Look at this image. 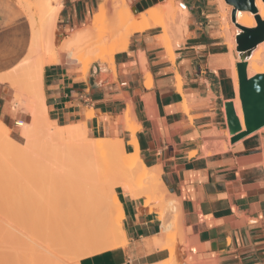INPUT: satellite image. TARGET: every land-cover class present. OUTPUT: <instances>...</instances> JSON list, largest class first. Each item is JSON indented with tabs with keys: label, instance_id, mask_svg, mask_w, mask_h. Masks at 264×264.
Instances as JSON below:
<instances>
[{
	"label": "crops",
	"instance_id": "0c3cea01",
	"mask_svg": "<svg viewBox=\"0 0 264 264\" xmlns=\"http://www.w3.org/2000/svg\"><path fill=\"white\" fill-rule=\"evenodd\" d=\"M34 1L0 0V122L18 136L15 128L31 122L26 98L21 106L16 103L15 89L2 79L29 53L32 21L38 25L40 16ZM180 1L188 16L171 34V52L159 38L161 31L153 29L128 37L127 49L113 57V69L99 64L84 73L63 55L45 65L46 113L57 126L80 125L91 139L121 140L126 153L135 149L159 173L164 190L178 203L174 247L180 264H264V127L230 142L224 105L234 101L235 92L228 52L215 25L218 3ZM100 3L52 2L59 7L57 46L87 25ZM132 115L136 148L124 121ZM115 193L124 212L126 244L78 264L166 261L170 230L163 233L159 211L119 188Z\"/></svg>",
	"mask_w": 264,
	"mask_h": 264
},
{
	"label": "bare ground",
	"instance_id": "6f19581e",
	"mask_svg": "<svg viewBox=\"0 0 264 264\" xmlns=\"http://www.w3.org/2000/svg\"><path fill=\"white\" fill-rule=\"evenodd\" d=\"M54 1H56V0H37L36 2L34 1L35 2V8L38 10L39 15H40L39 16V23L40 24L38 23V25H39L38 26L34 23V21H32V24H33L32 43H31V47H30V50H29V53H28V56L26 59H28V57L32 53H34L37 49H42L44 52H47L49 54L48 58H44V59H42L41 62H38V63L33 64V65L32 64L26 65V67L28 69V83H27L28 86H26V84H25L26 88H23V86L18 82L19 74L15 73V72L5 76L2 80L9 82L13 86V88L15 89L14 99H15L16 103H18L21 106L23 99L26 97H27L26 99L30 103V104H28V105H30L29 110H25V111H29V113L31 114L32 124L30 126H25V127L22 125L24 128L22 127L23 130H22L20 135L22 136L24 141L29 140L33 136L35 137V134H37V129L39 128V125L42 124V126L46 125L45 130H44V134L48 137V139L50 141H53V142L58 141V142L63 144L65 142L67 143L68 141H70L72 139H78L81 136L82 129H81L80 125H72V126H67V127L57 126L59 129L53 128L54 123L48 119V116L46 113L47 110L45 109L44 102H43L44 98L42 96V71H43V67L45 66V64L56 63L58 61L59 54L64 53L68 57V59H70L72 62L77 64L83 70V72L86 73L92 63H96V62H100V61H107L109 64L112 60L113 54L125 51L127 49V45H128V37L132 36L135 33H143V32L148 31V30L160 29V30H163V33H164V35H162L160 40L162 43H165V41L167 39L166 36L168 34L167 33L168 30H167L164 22L161 20V18L159 16L160 13L171 10V14H170L171 17L173 19L175 18L177 20L178 24L181 25L185 22L186 12H184L183 9L180 11L175 9L173 6V0L158 1L156 4L148 6L147 8L141 10L140 12H133L131 10V7L127 5L126 0H101V3L98 6L97 13L94 14V16L92 17L91 24H89L86 28L81 30V32L85 31L84 35L80 36L79 33H75L74 36L73 35L72 36H65L63 38V42H62L63 44H61L60 46H56L55 42L53 40L48 42V43L46 42V43L40 44L42 37H44V38H46V37L50 38L51 37L52 39L55 38V33H56V31H55L56 30L55 19H56V14H57L59 7L52 5V2H54ZM117 4H118V7L116 10V14L114 15L113 9L116 7ZM254 5L256 8V13H252L249 11H237L236 15H235V22H231L230 29L226 32V40H227L228 45L230 46V49H231L230 52L232 51V54H233V51L236 50L235 58H233V57L231 58L232 63H231L230 72H231V81H232L233 89L235 92V99L233 101L234 109H235L236 115L240 121L242 130H244V122H243V114H242V110H241V104H240V100H239V86H238V74H237L236 64H237V62H246V64H247V75L249 78H251L257 74H264V41L262 43H259L255 48H253L251 50H248V51H238L237 50L236 37L239 34H241V32H242L240 27L245 28V29H253V28H256V26H257L256 18H258L260 21H264V2L262 0H254ZM173 8H174V10H173ZM181 8H183L182 5H181ZM228 11L229 12L232 11L231 6L229 7ZM99 27L103 28V30H101L100 32L105 33L107 36H110L112 38V47L109 50V52L104 53V49H99V48L93 47V44L90 42L91 39H93V38H91L90 40H87L84 43L80 41V39L82 37H85V39L91 37L93 32ZM168 52H171V51L169 50ZM231 56L232 55L230 53V57ZM20 76H22V75H20ZM147 77H148L147 85H148V87H151L152 86V79L150 76H147ZM25 103H24V105L27 106ZM26 109H28V108H26ZM124 121H125V123H127L126 129L128 130V132L130 134V138H131L129 143L134 145L136 148V146H137L136 145L137 142L135 139V133L137 130L136 129V127H137L136 126V120L132 115L130 118H125ZM47 125H50V126L48 127ZM9 132L10 131L7 128V126H5L2 122H0V142H1V144L5 145V146L7 145V147L15 144V140L9 136ZM84 139L88 140V142L83 143V145L79 148V154L78 155L83 157L85 160L90 161V163H88L86 161L88 164H86V165L84 164L85 168H84V170H82L83 172L81 171L82 173L80 175L78 174L79 176H77V178L75 177V179H73L72 181L70 180V182H68V183H70L69 187L66 186V188H68V189L64 190L63 193L57 198L59 203H60V204L58 203V206H59L58 208H60V210L58 209L59 215L56 218L57 221H55L54 223L55 224L58 223V225L56 227L55 226H53V227H55L54 230L57 233L61 234L62 239L69 241L72 246L74 245V247H72V249L75 250V248L77 246H79V247L85 246V247H89L90 249H95V250L100 249L102 252L99 254H102V253L111 251L115 247L124 246L126 244V238H125L124 232L121 228V221L124 217V212L122 210V206H121L120 202L116 201L115 196L110 193L111 184L113 182H115L116 180L122 181L124 183L126 182V184L131 183L133 185L132 186V189H133L132 193L133 194L128 195V196H130L131 198L137 199L138 194H140L145 189V186L142 183L144 181V178H147L148 181H151V179L157 178L158 174L153 169H149L145 165V163H143L141 161L138 153L135 152V149H134V154L126 153L125 149H124V151L122 152L120 157L119 156L116 158L110 157V155H112V152H114L116 150V148H118L120 145H123L121 140L105 139V141L103 142L101 139H89L86 137L85 134H84ZM33 145L35 147V145H37V144H33ZM28 147H29V145H28ZM37 148L39 149V147H37ZM71 153H72V151H71ZM30 154H31V151H30ZM113 161L116 162V165L119 168V172L114 173V174L111 173L110 175H106V174L102 175L103 173L102 174L97 173V170H99L100 167L102 168V166L108 162H110L108 164H112ZM11 163H15V161L11 162ZM23 163H25V162H23ZM27 163L29 165L30 162H27ZM2 164L0 165V167H2ZM113 164L116 167L114 162H113ZM19 165H21V164H19ZM16 167H18V166H16ZM13 168H15V167L13 166ZM23 168H25V167H23ZM33 171H35V170H33ZM19 173L21 174V172H19ZM22 173L24 174V172H22ZM26 174H28V173H26ZM6 177H8V176H6ZM27 177H29V175ZM35 177L37 178V174ZM33 178H34V176H33ZM0 181H2V180H0ZM5 181H7V180H5ZM29 181L30 180L28 179V182ZM64 182H65V180H64ZM68 183H67V185H68ZM11 184H12V180H11ZM1 186H2V184H1ZM102 187H104V188L107 187L108 189L105 188V191H104V189ZM101 191H102V193H101ZM103 191L105 193H103ZM7 192H9V190ZM25 193H27V191ZM21 194H22L23 198L27 196L26 194H25L26 195L25 196L24 193H21ZM8 195L10 196V194H8ZM69 197H71V198H69ZM6 198H7V196H6ZM67 198L71 199V200H68ZM4 200L5 199H3L2 202ZM4 204H5V202H4ZM170 205L174 206V203L170 202ZM15 208L13 206V209L9 208V211H11V210L12 211L14 210V212L17 211ZM23 212H25V211H23ZM3 213H4V211H3ZM9 214H12V213L9 212ZM20 214L21 213H19V215ZM23 214L26 216L25 213H23ZM24 215H22V216H23V218L26 219L27 216L25 217ZM10 216L12 217L13 215H9V218H10ZM17 216H18V214H17ZM4 219L8 220V222H6V220H5V222L3 223V221H2L3 219H2L1 220L2 222L0 223L1 224L0 228L4 230L5 229L4 224H9V226H10V223H11L12 225L10 226L11 228H10V230H8V232H6L5 230H4L5 231L4 232L2 230L4 232L3 235H6V234L9 235V233H11L10 231H12L11 229L12 228L14 229V227H15L14 225H17V224H15V220H14L15 218L13 220H10L12 218L8 219L5 216ZM19 219H20V217H19ZM27 219H28V217H27ZM29 219L27 220L28 222H29ZM56 219H54V220H56ZM13 221H14V223H13ZM20 221H21V219H20ZM23 221L24 220L22 219V222L19 225L24 223ZM60 221H61V223H60ZM26 222L24 224L26 226H28V225L30 226V222L28 223V225ZM52 223H53V220H52ZM33 224H34V220H33ZM46 224H48V223H46ZM55 224H53V225H55ZM5 226L7 228V225H5ZM9 226L7 229H9ZM21 226H23V225H21ZM35 226L37 227V225H35ZM49 226L51 227L52 224ZM16 227H18V226H16ZM26 228L27 227H25V230L27 233V230H28V228L30 229V227H28L27 229ZM169 228H170L169 225L162 224L163 233L168 232ZM20 229H22V227H20ZM48 229H49V227H48ZM15 230H16V228H15ZM42 230H43V227H41V230L39 228L40 233L44 234L45 230H43L44 232ZM13 231H12V234H10V235H12L13 239H14L15 236L13 234H15L16 232H13ZM16 231L18 233H20L19 230H16ZM37 231H38V229H37ZM32 232L34 233V231L28 232L29 233L28 236L30 234H33ZM47 232H48V230H47ZM18 233H16L17 238L19 236ZM35 233H36V236L33 235L32 237L31 236L30 237L32 239H34V236H35V239L37 237L38 240L42 241V239L39 238L40 235L38 236L37 235L38 233L37 232H35ZM21 235H23V234L21 233ZM12 236L9 237L11 239V241H12ZM23 236H26V235H23ZM41 236H43V235H41ZM106 236H107V240L104 243H102L103 239ZM5 237L7 238V236H5ZM5 237H3L1 235V238L5 239ZM19 237L22 239H25L21 236H19ZM1 238H0V241L3 240V239L1 240ZM6 240H8V239H6ZM11 241H10V243H11ZM15 241H17V240H15ZM15 241L13 240L11 245L9 244V241L4 242V244L6 243V245L3 244L4 248L7 247L6 249H8L9 248L8 244L11 246L10 247L11 249L9 248V252L6 249H2L1 248L2 245L0 246L2 251L6 250L8 252V254H10V250H12L11 251L12 253L10 254L12 256L8 257V258L6 257V256H8L6 254L7 253L6 251H4L5 255H3V253H1L2 256H4L3 258L5 259V257H6V259H7V261H6V259L3 261V258L0 257L1 261H3V264H7L8 262L10 264H12V263L15 264V258H16L15 255L16 254H15L14 248H12L13 246L14 247L16 246ZM19 242H21V241H19ZM24 242H26V239ZM28 242L29 241H27V243ZM37 242L38 241L36 240L35 244H37ZM40 243H42V242H40ZM46 243H47V240H46ZM52 244H53V242H52ZM23 246H26V244H24ZM66 246H67V244H66ZM165 246L168 249L169 258L160 264H180L178 262L177 252H176L174 245L166 243ZM56 247L57 246H55V248ZM52 248H53V246H52ZM80 249L81 248L76 249V250H78L77 254L80 252L79 251ZM17 251H20V250H17ZM24 251L28 252V247ZM59 252L63 253V251H60V250H59ZM73 253L75 254V252H73ZM1 254H0V256H1ZM26 256H25V259L28 260L29 254L27 256L28 258ZM85 256H83V253L80 254V257H82V258ZM76 257H79V256H75V258L72 257L71 259L72 260L75 259V262H77L79 260ZM20 259H21V257H20ZM21 261L19 262V264L20 263L22 264ZM36 261H37V259H36ZM36 261L34 262V260H33L34 264L36 263ZM27 262L29 264L30 261L28 260ZM39 262L40 261L38 260L37 264H39ZM0 264H2V263H0ZM23 264H25L24 261H23ZM56 264H58V263H56Z\"/></svg>",
	"mask_w": 264,
	"mask_h": 264
},
{
	"label": "rangeland",
	"instance_id": "374dc122",
	"mask_svg": "<svg viewBox=\"0 0 264 264\" xmlns=\"http://www.w3.org/2000/svg\"><path fill=\"white\" fill-rule=\"evenodd\" d=\"M126 1H127V5L128 6H131V5L134 6L135 5L134 3H139L137 0H136L137 2L134 1V0H126ZM216 1L218 3V5H217V11L218 12L216 13V15L218 16V19H217L215 25L217 26L216 28L219 30L217 35L220 36L221 40L224 42V46L226 47L227 52H228V57H229V62H230V65H229V68H228V77H229V81L232 83L231 77H230V69H231V63H232L231 62V60H232L231 58L232 57L235 58L236 50L233 51V54H232V51L230 52V50H231L230 46L228 45L227 40H226V32L230 29L231 22H232L231 21V11L230 12L228 11L230 6L227 5L224 2V0H216ZM181 3L182 2L180 0H173L174 8L179 10V11L182 10L183 8H181V5H182ZM117 7H118V4L113 9V14L114 15L116 14ZM174 8H173V10H174ZM183 10H184V12H186V17H187L188 16L187 11L185 9H183ZM231 10H232V7H231ZM170 14H171V10L163 12V13H160V15H159L161 20L164 22V24H165V26H166V28L168 30L167 31L168 34L166 36L167 39H166L165 43H163L164 46L168 49V51L169 50L171 51V47L169 45V42H170V38H171L172 32L174 30L180 31L181 30V26L185 23L184 22L181 25L178 24L177 20L175 18H174L175 19L174 20L171 17ZM91 22H92V20L84 28H86L89 24H91ZM81 30L78 31V32H74L71 35H66V36H72V35L74 36L75 33H79L80 36L84 35L85 31L81 32ZM101 30H103L102 27L101 28L100 27L97 28L93 32L91 37L86 38V39H85V37H82L80 39V41L84 43L87 40H90L91 38H93L90 41L93 44V47H96V48H99V49H104V53L105 52H109V50L112 47V38L110 36H107L105 33L100 32ZM158 30H160V29H158ZM160 31H161V36L159 38L161 39V37H162V35H164V33H163V30H160ZM60 35H61V33L58 34L59 38H60ZM52 40L55 42V45L57 46L56 39L55 38L52 39L51 37L50 38L49 37H46V38L42 37V40L40 41V44L41 43H46V42L48 43V42H50ZM230 53L232 55L231 57H230ZM59 55L66 56L64 53H61ZM114 55L115 54H113L112 60H111V62L109 64H108L107 61H100V62L92 63L90 65L89 69L90 68H94V67L98 66L99 64H101V65L102 64H106V65L109 66L110 69H113V57H114ZM27 56H26V58H27ZM48 56H49V54L47 52H44L42 49H37L34 53H32L28 57V59L25 58V60L19 65V67L15 69V73L19 74L18 82L23 86V88H26V86H28L27 85V83H28V69H27L26 65H31V64L33 65V64H36L38 62H41L42 59L48 58ZM64 62H66L65 58H63V63ZM51 64H54V63H51ZM45 65H48V64H45ZM20 75H22V76H20ZM25 84H26V86H25ZM27 104H30V103L26 99V105ZM29 106L30 105H27V106H25V108H28L27 110H29ZM30 116H31V114H30ZM31 124H32V117H31V122L30 123H27L25 125L21 124V127L15 128V132H19V134H21L23 128L25 126H30ZM47 126L49 127L50 125H47ZM45 127H46V125L42 126V124H40L39 128L37 129V134H35V137L33 136L29 140H26V141H24V139L22 138L21 135L18 136L16 133L14 134L13 132H11L10 128L7 127L9 129V131H10L9 132V136L11 138L13 136L19 138V142L15 141V144H13V145H11L9 147H7V145L5 146V145L1 144V142H0V165L3 163L2 167H0L1 168L0 169V180H2V181H0V188H1L0 189V199H1L0 200V223L2 221H3V223L5 222V220H6V219H4L5 216L8 219L12 218L10 220H13L15 218L14 219L15 220V224H17V225H14L15 226L14 229L12 228L11 230L12 231L14 230L13 232H16V233H18L16 230H19L20 233H18V235L26 239V242H24L25 239H22L19 236L17 238L16 237V235H17L16 233L13 234L15 236L14 239H13V236L10 235V234H12V231H10L11 233H9L10 236L7 235L6 233H5L6 235H3V233L5 231L8 232V230H10V228H11L10 226L12 225L11 223H10V226H9V224H4V227H5L4 230L5 231L0 228V233L2 232L0 234V238H1V235L3 237L7 236V238L6 237H5V239L1 238V240L3 239L2 240L3 242L0 241L1 242L0 246L2 245L1 248L2 249H6L7 247L4 248V245H6V243L4 244V242L9 241V244L11 245L13 240L14 241L17 240V241H15V245L16 246L12 247V248H14V251H15V254H16L15 255V257H16L15 258V264H19V262L21 260H22L21 261L22 264H23V261L25 262V264H28V262H27L28 260L30 261L29 264H34L36 259H37V261H36L35 264L38 263V260L41 262V263L39 262V264H56V263H58V264H77V263H79L80 260L95 256V255H98L102 251L100 249H98V250L97 249L96 250L95 249H90L89 247H85V246L84 247L83 246H81V247L77 246L78 248L75 246L76 247L75 250L81 248L79 250L80 252L77 254L78 250L75 251L74 249H72V247H74V245L72 246L69 241H67L65 239H62L61 234L57 233L54 230L55 227L58 225L57 222H56L57 224H55L54 222L57 221L56 218L58 217V215H59L58 213H59V210H60V208H58L59 207L58 206L59 201H58L57 198L63 193L64 190L68 189V188H66V186L69 187L70 183H68V182H70V180L72 181L73 179H75V177L77 178V176H79L83 172L82 170H84L85 165L90 163V161H87L83 157L78 155L79 154V148L83 145V143L88 142V140L84 139L85 132L82 130L81 136L78 139H72V140L68 141L67 142L68 144L66 142L63 143L64 145L62 143L58 142V141L53 142V141H50L48 139V137L44 134ZM126 127H127V124H126ZM53 128L59 129L55 123L53 125ZM86 137L91 139L87 135H86ZM101 140L103 142L105 141V139H101ZM33 144H37V145H35V147H34ZM28 145H29V147H28ZM37 147H39V149ZM30 151H31V154H30ZM71 151H72V153H71ZM123 151H124V147H123V145H120L118 148H116V150L114 152H112V155H110V157H112V158H116L118 156L120 157ZM14 161H15V163H11V162H14ZM23 162H25V163H23ZM27 162H30L29 165H28ZM113 162L116 165V162L115 161H113ZM113 162H112V164H108V163H110V162H108L105 165H103L102 168L100 167V169L97 170V173H101V174L103 173L102 175H104V174L110 175L111 173L114 174V173L119 172L118 166L116 165V167H115ZM19 164H21V165H19ZM13 166L15 168H13ZM16 166H18V167H16ZM23 167H25V168H23ZM32 169L35 170V171H33ZM19 172H21V174ZM22 172H24V174ZM26 173H28V174H26ZM36 174H37V178L35 177ZM157 174H158L157 178H153V179H151V181H148L147 178H144V181L142 183L144 184L145 189L140 194H138L137 199L138 198H143L145 206L150 207L149 208L150 211H153V210L159 211L160 219L164 220V223L166 225H169V227H170L169 228L170 231L168 232L167 237H166L167 238L166 243L167 244H173L175 246L176 242L178 240L177 238H178V233H179V226H178V223H177L178 210L176 208L178 203L175 201V199L169 197V195L167 194V192L163 188V184H162V182L160 180L159 173H157ZM28 175H29V177H27ZM6 176H8V177H6ZM33 176H34V178H33ZM28 179L30 180L29 182H28ZM5 180H7V181H5ZM11 180H12V184H11ZM64 180H65V182H64ZM67 183H68V185H67ZM1 184H2V186H1ZM132 186L133 185L131 183L126 184V182L124 183L122 181L116 180L115 182H113L111 184L110 193L115 196L116 201H119L118 198H117V195L115 193V189L119 188L125 194L131 195V194H133L132 193V190H133ZM107 187H105V188H107ZM102 188L105 191V188L104 187H102ZM8 190H9V192H7ZM26 191H27V193H25ZM104 191H103V193H105ZM21 193H24V195L26 194L27 196L25 195L26 197L23 198ZM101 193H102V191H101ZM8 194H10V196ZM6 196H7V198H6ZM1 197L3 199H5L3 202H2L3 199ZM69 198H71V197H69ZM68 200H71V199H68ZM4 202H5L6 205L4 204ZM170 202L174 203V206H171ZM13 206H14V208L16 207L15 208L17 210V211H15L16 213L14 212V210L13 211L11 210V209H13ZM9 208H11L10 209L11 211H9ZM3 211H4V213H3ZM23 211H25V212H23ZM9 212L12 213V214H9ZM19 213H21V214L19 215ZM23 213L26 214L28 219L30 218L29 219L30 226L28 225L29 222L27 221L28 220L27 217ZM8 214L9 215H13V216L12 217L10 216V218H9ZM17 214H18V216H17ZM22 215H24L27 220L25 218H23ZM19 217H20L21 221H20ZM31 218L34 220V224H33V220ZM166 218H170V220L166 222L165 221ZM22 219L24 220L23 221L24 223L27 221L26 223H27L28 226H26L24 223L21 224L23 226L19 225L22 222ZM54 219H56V220H54ZM52 220H53V223H52ZM6 222H8V220H6ZM13 223H14V221H13ZM46 223H48V224H46ZM60 223H61V221H60ZM51 224H52V226L50 227L49 225H51ZM53 224H55V225H53ZM5 225H7V228L9 226V229H7ZM35 225H37L38 228ZM0 226H1V224H0ZM16 226H18V227H16ZM53 226H55V227H53ZM20 227H22V229H20ZM25 227H27V228L30 227V229L28 228L27 233H26ZM41 227H43V230H45L44 234L40 233V231H39V228L41 230ZM48 227H49V229H48ZM15 228H16V230H15ZM45 228L48 230V232H47V230ZM37 229H38V231H37ZM29 230L30 231H34V233L37 232L38 233L37 235L38 236L40 235L39 238H41L42 241L38 240L37 237L35 239L36 233L34 234L32 232L33 234H30L28 236V234H29L28 232H30ZM21 233L23 235H26V236L21 235ZM33 235H35L34 239L31 238ZM41 235H43V236H41ZM8 236L9 237L12 236V241H11V239ZM6 239H8V240H6ZM36 240L38 241L37 244H35ZM46 240H47L48 244L46 243ZM106 240H107V236L103 239L102 243H104ZM10 241H11V243H10ZM19 241H21V242H19ZM27 241H29V242L27 243ZM40 242H42V243H40ZM52 242H53V244H52ZM9 244H8V246L10 248L11 246ZM24 244H26V246L28 247V252H26L27 250L24 251L25 249H27L26 246H23ZM66 244H67V246H66ZM52 246H53V248H52ZM55 246H57V247L55 248ZM1 248H0V254L3 253V255H5L4 251H6V250H8V252H9V248L6 249V250H3V251H2ZM17 250H20V251H17ZM59 250L63 251V253L59 252ZM11 251L12 250H10V254L12 253ZM72 251L75 252V254ZM8 252L6 253L8 255V256H6L7 258L12 256V255L8 254ZM82 253H83V256L86 255L83 258L80 257V254H82ZM25 254L27 256L29 254V256H28L29 259L28 260L25 259V256H26ZM75 256H79V257H76L79 261L75 262V259H73V260L71 259L72 257L75 258ZM0 257L3 258L4 256H2V254H1ZM6 257H5V259H6ZM20 257H21V259H20ZM5 259L3 258V261ZM33 260H34V262H33ZM0 261H1V259H0ZM3 261H1L0 263L3 264ZM6 261H7V259H6ZM178 262L181 263L179 260H178Z\"/></svg>",
	"mask_w": 264,
	"mask_h": 264
},
{
	"label": "water",
	"instance_id": "95a60500",
	"mask_svg": "<svg viewBox=\"0 0 264 264\" xmlns=\"http://www.w3.org/2000/svg\"><path fill=\"white\" fill-rule=\"evenodd\" d=\"M158 1L161 0H141L139 3L131 6V10L133 12H140L148 6L156 4ZM262 1L264 2V0ZM224 2L232 7V22H235L237 11L256 13L254 0H224ZM256 20V28L245 29L240 27L242 32L236 37L238 51L251 50L264 41V21H260L258 18ZM236 69L244 130L241 128L233 102L225 103V115L232 144L264 127V74H257L249 78L246 62H238Z\"/></svg>",
	"mask_w": 264,
	"mask_h": 264
},
{
	"label": "trees",
	"instance_id": "16d2710c",
	"mask_svg": "<svg viewBox=\"0 0 264 264\" xmlns=\"http://www.w3.org/2000/svg\"><path fill=\"white\" fill-rule=\"evenodd\" d=\"M12 139H14L15 141L19 142V138L13 136Z\"/></svg>",
	"mask_w": 264,
	"mask_h": 264
}]
</instances>
